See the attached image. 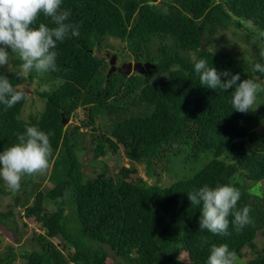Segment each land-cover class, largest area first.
<instances>
[{
	"label": "trees",
	"instance_id": "1",
	"mask_svg": "<svg viewBox=\"0 0 264 264\" xmlns=\"http://www.w3.org/2000/svg\"><path fill=\"white\" fill-rule=\"evenodd\" d=\"M60 8L70 10L66 22L79 35L57 42L58 71L21 74L15 53L12 70L0 67L17 90L37 76L50 85L33 90L43 109L27 118L26 92L12 108L0 104V151L26 126L48 133L52 147L49 167L23 176L20 189L9 192L18 197L8 216L0 212L9 230V216L25 228L33 219L36 248L19 255L11 248L0 264H188L183 254L189 264H206L211 245L222 243L235 252L234 264L245 256L243 264H264V246L256 243L264 238V73L254 71L264 63V0H61ZM41 22L53 26L41 14L33 27ZM229 29L236 41L226 50L217 36ZM109 38L123 43L116 55L124 62L155 68L108 78L109 61L96 51L106 50ZM194 58L241 80L258 79L257 109L236 112L234 89L201 85ZM78 151L91 157L83 161ZM120 154L128 167H118ZM218 183L237 188V207L251 209L252 222L240 231L229 216L226 236L200 231V206L187 198ZM7 188L0 178V192Z\"/></svg>",
	"mask_w": 264,
	"mask_h": 264
},
{
	"label": "clouds",
	"instance_id": "2",
	"mask_svg": "<svg viewBox=\"0 0 264 264\" xmlns=\"http://www.w3.org/2000/svg\"><path fill=\"white\" fill-rule=\"evenodd\" d=\"M60 6L61 0H0V67H7L10 53H15L22 62L21 74L33 70L37 73L58 71V53L55 50L57 42H63L69 32L73 36L79 35L78 26L66 22L71 15L70 10H61ZM41 14L53 26L41 22L38 27H33ZM259 54L264 58V51ZM112 56L106 55L105 58L109 61ZM118 63L117 57V67L128 61L122 65ZM194 70L200 84L207 88L223 91L234 89L230 102L236 112L246 114L257 109H254V105L261 87L258 79L241 80L239 73L232 74L227 70L218 72L204 58H194ZM254 71L264 73V63H255ZM222 76L225 77L223 81ZM24 97L25 91L17 90L6 75L0 74V104L6 109L12 108ZM51 156L49 134L36 126H26L23 133H17L16 143L0 151V178L10 190L17 191L23 176L41 173L49 167ZM240 196L237 188L219 183L215 187L205 184L188 192L187 198L191 205L200 206L199 230H207L215 235H229L230 215L234 217L231 223L236 231L250 224L251 209L248 206L237 207ZM235 259V252L230 251L226 243L213 244L206 264H234Z\"/></svg>",
	"mask_w": 264,
	"mask_h": 264
},
{
	"label": "rangeland",
	"instance_id": "3",
	"mask_svg": "<svg viewBox=\"0 0 264 264\" xmlns=\"http://www.w3.org/2000/svg\"><path fill=\"white\" fill-rule=\"evenodd\" d=\"M159 1L170 2L171 0H156V2H159ZM234 31L239 32L235 28H234ZM240 31H243V29L240 30ZM217 41L218 42L222 41V43L224 41V42H226V45H228V44L232 45L233 42L235 43L236 38L233 36V33L231 32V29H229L226 32H223L220 35H218L217 36ZM107 44H108V48L106 50L96 51V54L99 57H103V56H106V55H116V54H118L120 52V50L122 49V46H123V43H121L120 41H118L116 39H113V38H109V40L107 41ZM238 44L242 48L246 47L245 43H244V45H243L242 42H240ZM230 45L226 46L225 49L226 50H229V49L231 50L232 46H230ZM122 52H124V51L122 50ZM120 58L121 57H119L118 59H120ZM121 60L123 61L122 58H121ZM118 64H120V63H118ZM1 68L6 70V71H9V70H12L14 68V65L10 62L7 67H1ZM109 69H110V67H109ZM109 69H108V72H109ZM25 74H27V73H25ZM46 84L47 85L43 86L40 76H37L35 82L33 81L31 84L28 83L27 85H25V87H24L25 88V92L29 95V97L33 98V95H34L33 94V90L34 89H39L42 92V91L47 90L48 88H50L49 87L50 85L48 83H46ZM32 98H30L28 103H27L25 114H24L25 118H27L29 115L36 114L37 112L42 111V109H43V101L38 99L36 96H34L33 99ZM73 122L76 123L77 119H74ZM259 133L260 134H264V124L260 127ZM120 153L124 154L123 148H121ZM77 154L79 155L80 159L83 160V161H86L87 158L91 157V152H87V154H84V152L78 151ZM122 154H120L121 155L120 156L121 160H120V163H119L118 167H121V166L128 167L129 166V162L123 158ZM116 157H118V155L112 156L111 158H116ZM108 163L110 165L111 164L115 165L114 162H108ZM138 170H139L138 177L144 178L146 180V175H145L144 169L142 167H138ZM112 171H114V173H117L118 172V168H116V169L114 168V169H112ZM88 172L91 173V169H88ZM168 182H169V180H168ZM4 191H5L4 194H2L0 192V212L3 213V214H6L8 216V213H9V210L11 209V207H12V204H15V202H16L15 199L18 196H14V194L10 195L9 194V192H10L9 188L4 189ZM23 200L21 202H19V203L17 202L18 203V206H17L18 208H16L17 212L18 211L22 212V210L19 209V208L23 209V207H25V206H23L24 203H25V201H23ZM13 218L9 216V219L12 222H14L15 226H16V227L15 226L12 227L11 230H9L7 228V226L3 225L0 222V256L6 254L11 248H13L15 250L17 255H19L21 252H23L25 250H32V249L36 248L34 243H32V241L30 240V238L32 236V231L35 228L37 229L38 232H40V230L38 229L37 225L35 224V221L33 219L32 220L31 219H27L26 222L28 223L29 227L25 228L21 221H19V220L18 221H13L15 219V218L14 219ZM16 228H18V230ZM256 243H257L258 249H261L264 246V238L263 237H259L257 239ZM181 260L183 262H185V263H188V264L190 263L188 255H186V254L182 255ZM248 260H249V257L245 256L243 258V260L238 262L237 264L246 263ZM19 261L20 260H18L15 264H23V263H21ZM107 264H112V258H110L107 261Z\"/></svg>",
	"mask_w": 264,
	"mask_h": 264
},
{
	"label": "water",
	"instance_id": "4",
	"mask_svg": "<svg viewBox=\"0 0 264 264\" xmlns=\"http://www.w3.org/2000/svg\"><path fill=\"white\" fill-rule=\"evenodd\" d=\"M107 56H109V55H107ZM116 62H117V57H116V55H113L109 60L110 69H109V72L107 74L108 78L116 72H118L119 74L124 75V76H130V75H133L136 73L144 75L146 72L153 70L155 68V65H153L149 62H146V63L128 62V63H124L120 67H117ZM68 122H69L68 119H66V118L63 119L64 125H67Z\"/></svg>",
	"mask_w": 264,
	"mask_h": 264
},
{
	"label": "flooded vegetation",
	"instance_id": "5",
	"mask_svg": "<svg viewBox=\"0 0 264 264\" xmlns=\"http://www.w3.org/2000/svg\"><path fill=\"white\" fill-rule=\"evenodd\" d=\"M119 60H120V61H119V63H120L119 65H122V64L124 63V61H122L121 58H120ZM134 62H135V61H134Z\"/></svg>",
	"mask_w": 264,
	"mask_h": 264
}]
</instances>
